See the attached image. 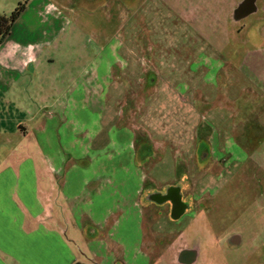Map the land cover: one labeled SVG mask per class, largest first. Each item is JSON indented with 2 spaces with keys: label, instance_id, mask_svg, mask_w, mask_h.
<instances>
[{
  "label": "crops",
  "instance_id": "1",
  "mask_svg": "<svg viewBox=\"0 0 264 264\" xmlns=\"http://www.w3.org/2000/svg\"><path fill=\"white\" fill-rule=\"evenodd\" d=\"M157 2L181 22L196 23L189 10ZM149 3L141 0L133 18L140 20ZM209 3L199 4L205 9ZM225 4V17L255 14V23H262L261 33L246 36L252 46L245 52L244 67L230 64L222 69L215 57H204L205 47L217 52L216 57L220 48L198 30L186 40L203 41L201 51L190 61L187 56L172 63L164 84L182 94L196 89L198 100L205 103L224 98L231 105L230 115L255 113L257 117L264 114L262 109L257 111V106L264 107V0ZM31 6L40 21L51 27L61 20L49 13L55 10L53 4ZM213 8L203 13H212ZM217 11L211 16L215 18ZM65 27L66 23L51 35L41 30L38 37L13 36L10 31L0 41V264H193L199 253L197 247L182 242L177 222L188 209L178 189L144 190L145 177L130 134L124 127L114 128L119 113L87 119L83 112L85 103L91 106L94 99L84 91L85 85L97 90L104 83L106 91L119 88L125 60L120 63L119 81L108 80L118 56L101 58L92 76L62 80L61 70H55L59 57L55 42ZM118 47L110 53L121 50ZM135 74L139 77V72ZM31 104L39 107L32 109ZM49 104L47 111L40 109ZM257 118L251 122L264 129V115ZM86 119L91 122L83 124ZM78 121L80 129L75 128ZM110 122L114 127L104 129ZM172 189L184 204L177 213L169 195ZM152 198L160 206L168 203L169 209L150 208ZM183 251L192 253L185 258Z\"/></svg>",
  "mask_w": 264,
  "mask_h": 264
},
{
  "label": "rangeland",
  "instance_id": "2",
  "mask_svg": "<svg viewBox=\"0 0 264 264\" xmlns=\"http://www.w3.org/2000/svg\"><path fill=\"white\" fill-rule=\"evenodd\" d=\"M19 1H25L26 9L12 25L13 36L38 37L41 30L51 35L66 23L55 42L59 52L55 70H61L62 80L92 76L101 58L118 56L108 80L119 81L120 63L125 60L119 88L106 91L104 83L97 90L85 85L84 91L94 99L91 106L85 103L83 112L87 119L119 113L115 127L110 122L104 129L124 127L129 132L145 177L144 190L178 189L188 209L177 222L182 242L198 248L193 264H264V129L251 122L263 112L257 117L255 113L230 115L231 105L224 98L205 103L198 100L196 89L182 94L164 84L172 63L187 56L190 61L201 51L203 41L186 40L198 30L220 48L216 57L217 52L205 47L204 57H215L222 69L230 64L243 68L245 52L252 46L246 36L262 31L255 14L225 17L227 0H211L205 9L201 0H164L174 10H189L188 16L197 24L181 22L155 0L141 10L140 20L133 15L138 14L141 0H0V14L8 15ZM41 2L55 6L49 13L61 17L56 26L40 21L31 5ZM210 7L213 12L218 8L215 18L213 12L203 13ZM113 46L121 50L110 53ZM47 106L40 109L52 107ZM257 109L264 111V107ZM29 145L33 148L31 139ZM156 199L152 198L150 208L169 209L168 203L160 206Z\"/></svg>",
  "mask_w": 264,
  "mask_h": 264
},
{
  "label": "trees",
  "instance_id": "3",
  "mask_svg": "<svg viewBox=\"0 0 264 264\" xmlns=\"http://www.w3.org/2000/svg\"><path fill=\"white\" fill-rule=\"evenodd\" d=\"M25 9V1H19L16 7L8 15L0 14V41L5 39L11 31L12 25L15 20Z\"/></svg>",
  "mask_w": 264,
  "mask_h": 264
},
{
  "label": "flooded vegetation",
  "instance_id": "4",
  "mask_svg": "<svg viewBox=\"0 0 264 264\" xmlns=\"http://www.w3.org/2000/svg\"><path fill=\"white\" fill-rule=\"evenodd\" d=\"M169 195L171 196L172 208H173L174 213L179 212V210L181 209L182 206H184V204L180 203L178 199V195L174 189L171 190Z\"/></svg>",
  "mask_w": 264,
  "mask_h": 264
},
{
  "label": "water",
  "instance_id": "5",
  "mask_svg": "<svg viewBox=\"0 0 264 264\" xmlns=\"http://www.w3.org/2000/svg\"><path fill=\"white\" fill-rule=\"evenodd\" d=\"M192 251H183L181 252V257H189L191 255Z\"/></svg>",
  "mask_w": 264,
  "mask_h": 264
}]
</instances>
